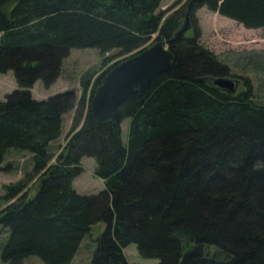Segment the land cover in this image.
Segmentation results:
<instances>
[{
    "label": "trees",
    "instance_id": "obj_1",
    "mask_svg": "<svg viewBox=\"0 0 264 264\" xmlns=\"http://www.w3.org/2000/svg\"><path fill=\"white\" fill-rule=\"evenodd\" d=\"M160 0H0V73L12 70L16 88L0 100V169L13 149L31 155L38 174L4 186L0 224L7 235L0 260L69 264L91 225L89 264L129 263L122 248L134 243L149 264H264V104L249 87L227 93L204 77H224L226 64L194 38L173 39L181 10L161 19ZM244 28L264 27V0H186ZM156 33L173 55L169 68L96 120L90 101L97 77L76 106L71 90L33 99L71 48L117 49L129 54ZM163 43V44H164ZM249 58V57H246ZM245 63H251L250 59ZM236 64V60H234ZM244 64V63H243ZM257 69L263 67L258 61ZM74 107L70 136L54 162L50 143L61 134L62 114ZM127 119L126 139L120 124ZM94 159L103 180L94 194L77 193L72 179L80 159Z\"/></svg>",
    "mask_w": 264,
    "mask_h": 264
},
{
    "label": "rangeland",
    "instance_id": "obj_2",
    "mask_svg": "<svg viewBox=\"0 0 264 264\" xmlns=\"http://www.w3.org/2000/svg\"><path fill=\"white\" fill-rule=\"evenodd\" d=\"M186 0H160L155 12L163 11L161 19L169 17L176 9H180L181 20L175 29L187 23V29L181 37L194 38L195 42L203 49H206L214 58L227 65L229 74L224 76L235 83V91L245 90L249 87L251 98L256 102L264 104V64L257 69L251 63L257 65L258 61L264 63V27L248 29L241 24L221 16L216 12L207 10L204 6H198L191 11L186 10ZM186 14V15H185ZM174 31V32H175ZM156 41V33L151 34L145 46ZM164 43V42H163ZM166 45V43H164ZM167 46V45H166ZM130 54V53H129ZM128 54H118L117 49L100 54L95 48H71L60 61L58 75L48 85H44L37 79L28 88L31 98L45 99L56 93L71 90L76 106L80 97H83L82 82L86 84V93L93 85L94 80L100 76L104 69L113 62L122 59ZM246 57L251 63H245L240 59ZM236 60V64L234 63ZM244 63V64H243ZM117 64V63H116ZM101 81V80H100ZM16 88L12 70L0 73V100ZM74 107L62 114L61 134L52 141L49 149L52 157L48 163L54 162V158L60 152L70 132ZM121 140L126 139L127 119L120 124ZM81 172L72 181V188L80 194H94L103 189V180L94 176V159L89 156H82L80 159ZM0 169V197L3 196L4 186L24 180L27 191L26 196L32 195L36 189L38 174H32L31 155L27 151L9 150L1 163ZM8 202L0 199V209ZM105 224L98 221L91 225L87 234L81 240L77 251L69 264H89L90 256L95 247V238L103 230ZM7 235V228L0 224V246ZM122 252L129 263L149 264L155 259L143 258L136 250L134 243H128L122 248ZM0 264H8L2 262ZM22 264H43L36 256H27L22 259Z\"/></svg>",
    "mask_w": 264,
    "mask_h": 264
},
{
    "label": "water",
    "instance_id": "obj_3",
    "mask_svg": "<svg viewBox=\"0 0 264 264\" xmlns=\"http://www.w3.org/2000/svg\"><path fill=\"white\" fill-rule=\"evenodd\" d=\"M187 27V23L181 25L172 38L179 39ZM172 58L170 50L159 40L143 49L132 51L113 65L95 87L90 101L92 116L98 121L112 117L116 107L129 95L147 87L155 74L166 71ZM204 78L227 93L235 91V83L229 78Z\"/></svg>",
    "mask_w": 264,
    "mask_h": 264
}]
</instances>
